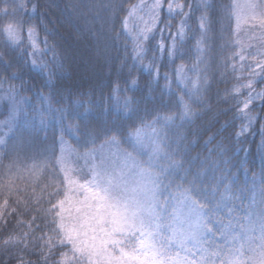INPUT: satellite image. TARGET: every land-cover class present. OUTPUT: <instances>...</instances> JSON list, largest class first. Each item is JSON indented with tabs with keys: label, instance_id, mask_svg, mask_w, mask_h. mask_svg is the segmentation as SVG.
Returning <instances> with one entry per match:
<instances>
[{
	"label": "trees",
	"instance_id": "trees-1",
	"mask_svg": "<svg viewBox=\"0 0 264 264\" xmlns=\"http://www.w3.org/2000/svg\"><path fill=\"white\" fill-rule=\"evenodd\" d=\"M175 1L176 13L163 8L154 33L138 44L125 19L139 0H0V121L43 137L59 130L74 147L86 134L115 137L126 150L134 130L153 127L165 139L157 159L162 191L202 195L216 232L241 233L264 210V68L246 98L256 100L244 105L247 90H235L222 48L231 0ZM7 23L18 27L15 40L2 31ZM34 38L35 59L46 68L32 62ZM199 42L209 65L201 64ZM185 69L186 77L199 70L197 85L179 81ZM3 145L2 171L13 151ZM6 191L0 180V264H57L69 250L53 242L50 213ZM250 254L226 264H250Z\"/></svg>",
	"mask_w": 264,
	"mask_h": 264
},
{
	"label": "rangeland",
	"instance_id": "rangeland-1",
	"mask_svg": "<svg viewBox=\"0 0 264 264\" xmlns=\"http://www.w3.org/2000/svg\"><path fill=\"white\" fill-rule=\"evenodd\" d=\"M175 4L139 0L125 19L128 34L138 44L146 41L162 9L173 15ZM225 20L222 48L235 90H247L246 96L239 93L246 105L256 100L246 98L264 68V0H231ZM17 30L8 23L2 27L9 38H17ZM184 30L180 26L178 35ZM198 48L201 64L209 65L207 46L199 42ZM185 71H179L180 82ZM186 78L197 85L199 70ZM14 126L11 118L0 121V146L9 143L13 149L0 180L16 200L41 202L50 213L59 236L53 242H64L69 250L57 264H212L218 257L226 264L242 260L247 251L250 264H264V210L241 226V233L227 227L216 232L198 201L202 195L162 191L157 159L165 139L153 127L134 130L126 150L117 139L99 142L86 134L74 147L64 137L60 143L59 130L39 138Z\"/></svg>",
	"mask_w": 264,
	"mask_h": 264
},
{
	"label": "snow or ice",
	"instance_id": "snow-or-ice-1",
	"mask_svg": "<svg viewBox=\"0 0 264 264\" xmlns=\"http://www.w3.org/2000/svg\"><path fill=\"white\" fill-rule=\"evenodd\" d=\"M15 39H16V37L13 36V40H15ZM32 46H33V49H34V52H33V57L34 58L32 60L33 64L34 65L43 66V67L46 68L47 67L46 64H41L38 60L35 59V54L37 52H40L41 51V48H40L39 44L36 42L35 38L32 40ZM53 55H55V54L53 53ZM118 92H119L118 88L113 90L114 102H115L116 105H119V97L115 95ZM13 93H15V89H14L13 86L9 85V89H8L9 96L11 97ZM86 110L87 109H85V111ZM3 123H5V122H3ZM114 139H115V137L110 138L111 141H114ZM60 143L62 145L65 143L64 140H63V136H61V138H60Z\"/></svg>",
	"mask_w": 264,
	"mask_h": 264
}]
</instances>
